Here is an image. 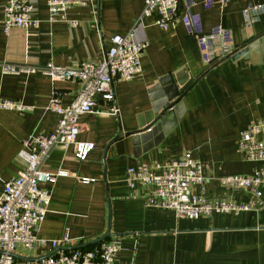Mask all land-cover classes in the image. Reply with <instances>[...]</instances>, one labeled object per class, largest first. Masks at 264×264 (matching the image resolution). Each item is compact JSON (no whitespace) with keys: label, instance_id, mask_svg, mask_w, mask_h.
I'll list each match as a JSON object with an SVG mask.
<instances>
[{"label":"crops","instance_id":"1","mask_svg":"<svg viewBox=\"0 0 264 264\" xmlns=\"http://www.w3.org/2000/svg\"><path fill=\"white\" fill-rule=\"evenodd\" d=\"M7 1L0 0V97L26 107H0V193L4 180L25 166L18 154L22 139L56 124L59 114L47 107L52 90L65 105L79 87L77 79L55 80L38 70L3 72L2 63L98 61L113 34L133 27L147 40L141 71L115 79L114 97L97 95L96 109L80 116L76 139L93 142L86 156L77 157L73 144H57L42 164L48 172H67L41 183L51 199L35 231L47 241L19 244L15 260L55 252L49 240L66 231L65 248L97 244L90 241L109 228L103 239L121 242L114 264H264V183L261 205L186 217L146 205L147 187L126 180L129 165L164 163L189 150L207 163L194 192L254 199L252 190L225 186L218 177L260 164L242 156L237 139L239 130L264 118V0H177L179 18L167 29L150 16L138 19L143 0H84L65 11L75 23L49 21L45 0H26L39 22L5 31ZM84 176L94 179L84 182Z\"/></svg>","mask_w":264,"mask_h":264},{"label":"built area","instance_id":"2","mask_svg":"<svg viewBox=\"0 0 264 264\" xmlns=\"http://www.w3.org/2000/svg\"><path fill=\"white\" fill-rule=\"evenodd\" d=\"M48 20L68 19L65 11L84 0H45ZM150 16L153 23L163 29L173 27L179 18L177 0H143L138 19ZM137 19V21H138ZM3 29L12 26L28 28L36 25L39 18L32 12V4L26 0H8L2 17ZM135 27L125 34L115 33L110 45L98 61H84L76 65L47 62L39 65L2 63L3 72L42 71L52 79H77L79 87L74 99L63 105L60 91L52 90L48 108L59 116L54 127L46 133L31 132L22 139L18 154L25 160L24 168L4 180L0 193V264H114L116 252L121 248L119 238L101 239L89 247L65 248L69 241L66 231L60 238L50 239L57 250L40 260L18 263L15 260L16 247L21 244L33 247L37 242L47 241L37 236L35 225L46 215L51 192L42 182L51 181L56 173L43 169L42 164L57 144L74 145L77 157H85L93 147V142L78 141L79 118L83 113L96 109L97 95L104 100L114 97L113 81L129 79L141 71V54L147 44L146 38L135 36ZM1 108L23 109L20 100L0 97ZM112 112L117 107L109 105ZM237 146L247 160L260 164L249 173H230L218 177L221 184L232 188L252 190L251 202L236 201L224 196L205 197L193 190L194 184H202L207 163L186 150L181 155L164 163L138 162L126 169V180L130 186L140 184L147 187L144 202L148 206L167 207L177 216L197 217L213 212H238L261 205L260 185L264 183V118L248 123L239 130ZM84 182L94 178L84 176ZM257 204V205H256Z\"/></svg>","mask_w":264,"mask_h":264},{"label":"water","instance_id":"3","mask_svg":"<svg viewBox=\"0 0 264 264\" xmlns=\"http://www.w3.org/2000/svg\"><path fill=\"white\" fill-rule=\"evenodd\" d=\"M247 43H248V42H247ZM245 45H247V44L245 43L244 45H242V47L239 48L240 51L237 52V53H241V52H243L244 49L246 50ZM237 53H236V55H237ZM234 55H235V54H234ZM109 234H110V231H109V228H108V229H107L102 235H100V236H98L97 238L91 240L90 242L99 241V240L103 239L105 236H107V235H109ZM86 243H87V242L82 243V244H78L77 246L86 245ZM74 247H76V246H74ZM47 255H48V254H47ZM47 255L39 256V257H30V258H31L32 260H40V259L46 257Z\"/></svg>","mask_w":264,"mask_h":264},{"label":"trees","instance_id":"4","mask_svg":"<svg viewBox=\"0 0 264 264\" xmlns=\"http://www.w3.org/2000/svg\"><path fill=\"white\" fill-rule=\"evenodd\" d=\"M92 245H93V243H90V244L82 245L80 247H89V246H92Z\"/></svg>","mask_w":264,"mask_h":264}]
</instances>
